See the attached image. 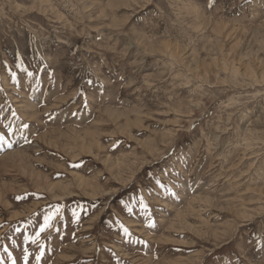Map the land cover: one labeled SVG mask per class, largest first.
Instances as JSON below:
<instances>
[{
    "label": "rangeland",
    "instance_id": "374dc122",
    "mask_svg": "<svg viewBox=\"0 0 264 264\" xmlns=\"http://www.w3.org/2000/svg\"><path fill=\"white\" fill-rule=\"evenodd\" d=\"M40 244L264 264V0H0V264Z\"/></svg>",
    "mask_w": 264,
    "mask_h": 264
},
{
    "label": "snow or ice",
    "instance_id": "6c2138e0",
    "mask_svg": "<svg viewBox=\"0 0 264 264\" xmlns=\"http://www.w3.org/2000/svg\"><path fill=\"white\" fill-rule=\"evenodd\" d=\"M11 146V145H9ZM143 202V201H141ZM62 211V207L58 206L57 210L54 211L51 215L45 216L44 218V223L43 225L40 227L39 232L36 233L35 237H31V238H26V239H30L32 244H38L40 239H41V234L44 233L46 230L51 229L53 227V223L52 221L54 220V218ZM72 215L79 220V214L78 212H76L75 210H73ZM150 226H154L153 223H150ZM125 231H127L125 229ZM44 250H45V245L44 244H40V248H39V255L35 256L36 261L39 264V261L42 259V257L44 256ZM25 255H24V264H28V257L30 255V253L28 252V249L25 248L24 249ZM13 264H15V261H13Z\"/></svg>",
    "mask_w": 264,
    "mask_h": 264
},
{
    "label": "bare ground",
    "instance_id": "6f19581e",
    "mask_svg": "<svg viewBox=\"0 0 264 264\" xmlns=\"http://www.w3.org/2000/svg\"><path fill=\"white\" fill-rule=\"evenodd\" d=\"M202 68V67H201ZM14 152V151H13ZM19 153V152H18ZM17 152L16 153H14V154H18ZM12 155V154H11ZM104 161V160H103ZM22 162V161H21ZM114 167V166H113ZM23 172V171H22ZM84 182V181H83ZM83 184H85V183H83ZM41 186V185H40ZM83 186V185H82ZM44 190V189H43ZM201 201V200H200ZM182 216V213L180 212V213H178L177 215H176V218L177 219H180V217ZM248 220V219H247ZM195 228V227H194Z\"/></svg>",
    "mask_w": 264,
    "mask_h": 264
}]
</instances>
